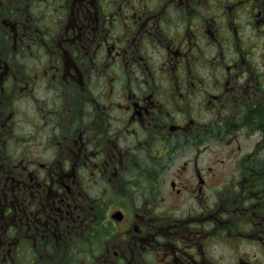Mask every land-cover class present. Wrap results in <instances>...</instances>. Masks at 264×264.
<instances>
[{
  "label": "flooded vegetation",
  "instance_id": "obj_1",
  "mask_svg": "<svg viewBox=\"0 0 264 264\" xmlns=\"http://www.w3.org/2000/svg\"><path fill=\"white\" fill-rule=\"evenodd\" d=\"M227 10L264 25L259 0H0V264H199L234 234L256 264L264 83Z\"/></svg>",
  "mask_w": 264,
  "mask_h": 264
},
{
  "label": "rangeland",
  "instance_id": "obj_2",
  "mask_svg": "<svg viewBox=\"0 0 264 264\" xmlns=\"http://www.w3.org/2000/svg\"><path fill=\"white\" fill-rule=\"evenodd\" d=\"M259 2L264 5V0H259ZM32 6H35V4ZM42 8L43 7H38L39 10H41ZM219 14H220V12H218L216 15H219ZM233 16L236 17V24L241 26L240 27V29H241L240 34L242 35V40H241L242 44L246 45L247 50L251 49V51L254 52V53H251V58H252L253 62H255L257 67H258L261 82L264 83V56H263L264 54H261L264 52V25L261 26V24H255L253 21L249 25H246L243 23L244 12H242V11L230 12L229 10L226 11V18L227 19L228 18L231 19ZM258 19L264 20V12L261 14V17H258ZM219 24L223 27H225L227 25V24H223L222 22H220ZM170 30L180 32L179 30H182V28L177 27V30H176L173 27ZM187 31H189V30H187ZM193 31L199 32V33L201 32L199 28H194ZM6 35H8L7 32H6ZM197 40H198L197 41L198 42V48L204 53L207 60H209L211 58L212 52L219 50V47L216 43H214L212 40H209L208 37L202 35L201 33L198 36ZM249 41H250V43H249ZM249 45H251V47ZM154 60H156V59H154ZM195 66H198V64H196ZM201 66L204 67L206 65L202 64ZM209 74H210V82H211L215 78V76L213 75L212 72H209ZM169 176H170V173H167L166 178ZM166 184H167V188L170 189L168 186V181ZM162 186L164 187V185H162ZM187 194H188L187 191L184 192L185 196H182V195L179 196L176 194L175 195L172 194L168 199L163 201V207L168 206V204L170 202L176 204L177 206H186L187 201L188 200L190 201V196L188 194V198H187ZM240 227L243 231H248L249 223L242 220ZM238 239L239 238L235 234L232 236V238L225 239L226 243L213 241L210 238L208 251H206L205 243L203 241L201 251H200V248L195 247V249H191V254L194 253L196 255V260L198 261L199 264H202V262H200V261L202 259V256L205 254H207L209 257V259H207L208 264H211L212 261H214L215 263L218 262L220 264H232V259H233L234 255L236 254ZM187 243H188V245H192V247H194V244L191 241H188ZM240 244H241V249L246 248L247 254L249 256H251V257L246 256V258L249 259L250 262L255 261L256 264H264V253L258 246L251 244L249 242L248 243L242 242ZM182 246H183V243H182L181 247ZM188 247H186V248L188 249ZM189 249H190V247H189ZM241 253L243 255H246L243 250H241ZM190 262H191V264H195L192 261H190ZM203 264H205V263H203Z\"/></svg>",
  "mask_w": 264,
  "mask_h": 264
}]
</instances>
